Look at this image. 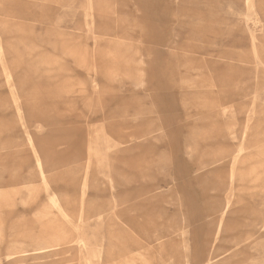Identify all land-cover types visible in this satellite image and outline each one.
Instances as JSON below:
<instances>
[{
    "label": "rangeland",
    "instance_id": "374dc122",
    "mask_svg": "<svg viewBox=\"0 0 264 264\" xmlns=\"http://www.w3.org/2000/svg\"><path fill=\"white\" fill-rule=\"evenodd\" d=\"M0 264H264V0H0Z\"/></svg>",
    "mask_w": 264,
    "mask_h": 264
},
{
    "label": "bare ground",
    "instance_id": "6f19581e",
    "mask_svg": "<svg viewBox=\"0 0 264 264\" xmlns=\"http://www.w3.org/2000/svg\"><path fill=\"white\" fill-rule=\"evenodd\" d=\"M27 141L29 142L30 141V138H27ZM34 168H35V174L39 177V179H41L43 177V174L42 172L40 171V165H39V162L37 160H35V165H34ZM28 190V189H27ZM25 194H27L29 191H23ZM224 212L223 214L227 213L228 210H230V205H229V199L227 197L226 201H225V207H224ZM219 229V228H218Z\"/></svg>",
    "mask_w": 264,
    "mask_h": 264
}]
</instances>
